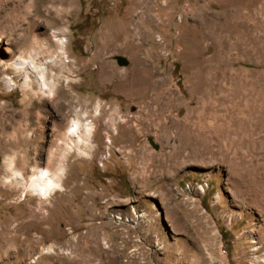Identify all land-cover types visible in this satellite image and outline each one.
Returning a JSON list of instances; mask_svg holds the SVG:
<instances>
[{
    "label": "rangeland",
    "instance_id": "1",
    "mask_svg": "<svg viewBox=\"0 0 264 264\" xmlns=\"http://www.w3.org/2000/svg\"><path fill=\"white\" fill-rule=\"evenodd\" d=\"M261 235L264 0H0V264H264Z\"/></svg>",
    "mask_w": 264,
    "mask_h": 264
},
{
    "label": "bare ground",
    "instance_id": "2",
    "mask_svg": "<svg viewBox=\"0 0 264 264\" xmlns=\"http://www.w3.org/2000/svg\"><path fill=\"white\" fill-rule=\"evenodd\" d=\"M59 50H60V52H62L61 46H60ZM51 58L52 59L49 61L50 64H48V67H55L58 60H56L54 58V56H52ZM16 66L19 68L22 67V68L27 70L26 79L23 83L24 88H29V90L31 88L29 72L36 73V81L39 84V91H40L39 93H41L45 96H52L53 102L56 101V99L59 97V95H57V91L54 87L55 83L51 82V81H46L45 69L40 68L41 65L36 64L34 61L31 62L28 60H22V61L20 60L19 62L16 63ZM64 95L66 98L68 97L67 92H65ZM70 106H71L70 104L62 102V103H60V110L66 108V107L68 108ZM63 116H65V115H63ZM23 117H24L23 114H20V120L23 119ZM80 117H81V115L76 114V117L72 118V120L70 122V126H68V129L64 133V137L61 140V143H63V142L66 143L68 149H71L74 146H77L78 149H81V148H79V144L82 142H89L88 139H89L90 135L94 131H96L94 124H92L90 122L87 123V121H85L84 119L82 120ZM22 131H23L22 127L18 126L17 127L18 135L22 134ZM109 137H111V136H109ZM18 139L22 140V137H20ZM65 139H67L68 141L66 142ZM17 144H18V142H17ZM7 167L9 170H12V162H9ZM14 170H12L13 176H14V178H16L19 181L20 186L22 188H24V190L29 189L33 193L39 195L42 199L47 197L51 190L59 188L61 186L60 180H57L55 177L56 175H53V173L50 172L46 168H39L30 177V180L28 182H26L24 180V178L21 176L20 172L14 171ZM8 180L9 179H7V181ZM261 238L262 239H261L260 245H259L258 241H256V240L254 241L255 243H258V245L256 247V250L258 252L264 251V235H261ZM259 264H262V262Z\"/></svg>",
    "mask_w": 264,
    "mask_h": 264
},
{
    "label": "crops",
    "instance_id": "3",
    "mask_svg": "<svg viewBox=\"0 0 264 264\" xmlns=\"http://www.w3.org/2000/svg\"><path fill=\"white\" fill-rule=\"evenodd\" d=\"M4 226H5L4 228L6 229V225H4ZM4 247H5L4 248L5 255L8 253V254H10V258H11V255H12V245H11V240L10 239H8V241L5 240V246ZM5 257L7 258V256H5ZM6 258H5V260H6Z\"/></svg>",
    "mask_w": 264,
    "mask_h": 264
},
{
    "label": "water",
    "instance_id": "4",
    "mask_svg": "<svg viewBox=\"0 0 264 264\" xmlns=\"http://www.w3.org/2000/svg\"><path fill=\"white\" fill-rule=\"evenodd\" d=\"M116 60L119 65L124 66L128 64V61L123 56H116Z\"/></svg>",
    "mask_w": 264,
    "mask_h": 264
}]
</instances>
